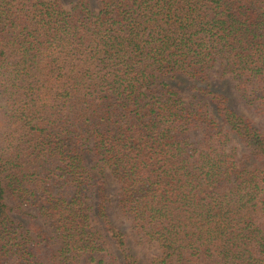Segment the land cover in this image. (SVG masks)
Listing matches in <instances>:
<instances>
[{"label": "trees", "instance_id": "1", "mask_svg": "<svg viewBox=\"0 0 264 264\" xmlns=\"http://www.w3.org/2000/svg\"><path fill=\"white\" fill-rule=\"evenodd\" d=\"M98 2L0 0V264H264V0Z\"/></svg>", "mask_w": 264, "mask_h": 264}, {"label": "rangeland", "instance_id": "2", "mask_svg": "<svg viewBox=\"0 0 264 264\" xmlns=\"http://www.w3.org/2000/svg\"><path fill=\"white\" fill-rule=\"evenodd\" d=\"M46 1H53V0H46ZM59 3L61 4L62 8L65 10H68L77 0H58ZM90 9L93 11H98L100 9V5L98 0H85ZM219 87H222V85H219ZM232 88V85H225L224 90L228 93ZM182 96L186 99L189 97V93L186 91L181 92ZM231 105L234 109L237 111L245 114L251 121H253L256 125H258L263 131H264V122H262L257 116H255L253 113L245 110L240 102H238L234 96H231ZM118 189L119 186L116 182L113 180L109 179L107 181V190L109 193V196L112 201V209L110 210V218L112 222L118 226L119 228H126L128 226V223L121 217V215L118 213L116 210V205L115 202L117 200V195H118ZM30 215H33L34 213L31 211H28ZM34 222L40 224V221L38 219H33L31 218ZM46 232H48V228H45ZM137 251L140 253V255L143 257L147 255L152 256L155 254L154 250H142L137 247Z\"/></svg>", "mask_w": 264, "mask_h": 264}]
</instances>
